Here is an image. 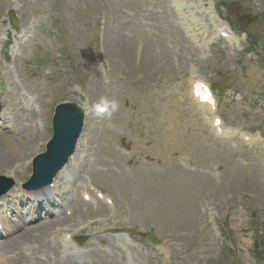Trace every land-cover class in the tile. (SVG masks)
Here are the masks:
<instances>
[{
	"label": "rangeland",
	"instance_id": "rangeland-1",
	"mask_svg": "<svg viewBox=\"0 0 264 264\" xmlns=\"http://www.w3.org/2000/svg\"><path fill=\"white\" fill-rule=\"evenodd\" d=\"M218 22L234 40L209 37ZM190 76L214 89L215 115L236 135L203 125ZM18 91L34 99L22 135L34 158L56 105L88 108V160L63 187L70 198L90 181L114 202L76 208L41 238L31 229V250L51 264H264V142L240 139L264 137V0H0L1 114ZM26 159L6 178L15 187L31 176ZM64 233L81 246L44 250Z\"/></svg>",
	"mask_w": 264,
	"mask_h": 264
},
{
	"label": "bare ground",
	"instance_id": "bare-ground-1",
	"mask_svg": "<svg viewBox=\"0 0 264 264\" xmlns=\"http://www.w3.org/2000/svg\"><path fill=\"white\" fill-rule=\"evenodd\" d=\"M216 27H217V29H219L218 30L219 33L222 31L223 28H225L224 26L222 27L221 25H218V24H216ZM4 74L10 78V79H8L10 81V86H13L14 85V87H17L16 84H15V82L11 81V73H10V70H7ZM104 90H106V89H104ZM96 93H97V91H94V94L95 95H96ZM91 95H92V93H91ZM18 97H21L23 100H27V98L24 95H21L20 93H18L17 96H15V99L14 100L17 101V98ZM92 97H93V95H92ZM107 103H108V101H107ZM19 104H20L19 102L18 103L16 102V106L14 108L8 107V108L11 109V111L8 113V115H5L3 113H2L3 115H1V113H0V153H1V157L3 158L2 161H1V158H0V178H3V177L6 178L7 176L10 175L9 173H11V172L12 173H15L16 170L14 169V167H16V164L18 163V161H23V160L25 161V159L27 158L26 160H28V162H29L30 159L33 158L31 156L32 154L30 153L31 152V149H29L30 143L29 142H25L24 136H22L23 133H24V131H25V128L23 127V124H24V120L26 119V114L24 112V109H25L24 106H22V108H19L20 107ZM1 107L2 106H0V109H1ZM76 108L79 109L78 106ZM80 109L83 110V114L85 115V117H84L85 119L90 116V112L88 111V108H86L85 106H83V107H80ZM116 121H119V120H116ZM25 122H26V120H25ZM85 127H86V121L84 123V128ZM160 129H161V127H160ZM85 132L86 131H83V133L81 134V136H80V138L78 140L77 148H76V150H75V152L73 154L72 159L68 162V164L65 166V168L62 169V171L56 176V178L52 182V186L53 187L51 188L50 186H47V187L43 188L42 190H40V192H36L34 194L37 199H42L44 201H47V204L46 205H44V206L42 205L43 210L46 211L47 213L48 212L54 213V214L60 213V212H56V210H51V207L55 206L56 203L57 204L59 203V201L61 200L60 199V195H62V193L60 191V188L61 187H60V184L57 183V179L60 177V180H61L63 178V176L65 175V172H66L67 175H70L71 174L72 176H74L79 171V166L81 165V163H83L84 159L86 158V152H85L86 150H84V149H85L86 145L90 144L89 143L90 140H88L87 136L85 135ZM110 132H111V130H110ZM165 141H166V139H165ZM92 142H93V140H92ZM160 145H161V143H160ZM156 148H158V147H156ZM165 151L167 152V149ZM157 152H158V150H157ZM163 153H164V150H163ZM164 155H163V158L165 159L166 156L164 157ZM9 160H12L15 163L12 166H9L7 164H3V163H5V162H7ZM163 162H165V161H163ZM156 166H158V165H156ZM89 176H90V174H89ZM161 176H162V174H161ZM81 180H80V182H81ZM2 182H4V179H2ZM13 196L14 195L9 192L6 197H4L3 199L0 200L3 203V207H5L7 203H9L8 201H10ZM52 196H55L58 199V202L55 201V200H53L52 199ZM64 202H66V201H64ZM67 203H66V205H67ZM38 204H41V202L39 201ZM76 204L77 205L80 204L79 209H77L78 211L81 210L80 209L81 206H87L86 204L83 205V202L80 201V200H77L76 201ZM26 210H31V207L28 206L26 208ZM77 210H75V211H77ZM105 212H106V210H105ZM73 214L76 215L74 213V211H73ZM17 216L20 219H23L24 222L27 221L28 222V225L26 226L24 224V222H22V226H20L18 229H14V231H13L14 234H12V235H8L7 231H5V236H3L2 238H0V264H44V263L41 262V260L38 257V255H39L38 253L40 252V250H37V249L31 250V246L34 245V244H36V243L29 244V245L28 244H25V243H31L33 240H35L31 236V233H33V230H34V232L37 231L35 233L38 234L39 238H41L42 236L45 235V233H48L49 232L50 224L51 225H53L54 223L55 224H59V223L61 224V222L62 223L63 222H66L67 223V221L68 222H73L72 221L73 218L70 220L69 217H66V216H63V215H57V216H54L52 218V220H44V221H42L41 218H37V219H34L33 220L26 213H24L22 215L19 212L17 214ZM32 221H34L33 224L32 225H29L30 223H32ZM34 224H38L39 227L37 229L35 227L33 228L32 226ZM4 227L6 228V225H4ZM63 227L64 228H69V227H66V226L63 225L62 227L58 228L55 231L56 232H59L60 229L63 228ZM31 229H33V230H31ZM21 240H23V242ZM15 241H21V244H25L27 246L26 247H21V248L19 246H17L16 247V250L14 252L7 253V250H9L11 248L9 245L14 244ZM18 245H20V244H18ZM18 247L20 249H17ZM59 247L60 246H58L57 248H54V250H53L52 248H50V246L47 245V246H44V250L45 251L51 250L52 252L53 251L54 252H57L60 249ZM27 253H29V254H27ZM2 254H4V255L2 256ZM7 256H9V258H7ZM57 258H58V256H57ZM57 261L60 262V263H63V264H69L68 260H66V259L63 260V259H59L58 258ZM56 264H57V262H56Z\"/></svg>",
	"mask_w": 264,
	"mask_h": 264
},
{
	"label": "water",
	"instance_id": "water-1",
	"mask_svg": "<svg viewBox=\"0 0 264 264\" xmlns=\"http://www.w3.org/2000/svg\"><path fill=\"white\" fill-rule=\"evenodd\" d=\"M82 115L71 106H58L53 119L54 136L47 153L34 163L33 183L36 186L50 182L55 173L72 154L81 129ZM4 190L0 191V195Z\"/></svg>",
	"mask_w": 264,
	"mask_h": 264
},
{
	"label": "clouds",
	"instance_id": "clouds-1",
	"mask_svg": "<svg viewBox=\"0 0 264 264\" xmlns=\"http://www.w3.org/2000/svg\"><path fill=\"white\" fill-rule=\"evenodd\" d=\"M115 107H116L115 102H112V108L115 109ZM98 114L103 115L104 113L103 111H100Z\"/></svg>",
	"mask_w": 264,
	"mask_h": 264
}]
</instances>
